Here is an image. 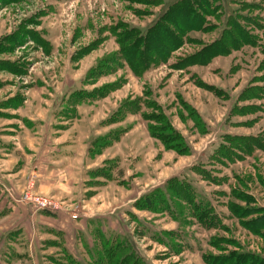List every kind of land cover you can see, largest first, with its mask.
<instances>
[{"label":"rangeland","instance_id":"rangeland-1","mask_svg":"<svg viewBox=\"0 0 264 264\" xmlns=\"http://www.w3.org/2000/svg\"><path fill=\"white\" fill-rule=\"evenodd\" d=\"M177 1L0 0V42L22 37L0 54V167L19 199L64 209L24 205L32 218L72 220L0 228V264L264 262V229L235 214H264V0H210L201 30L182 22L170 55L172 41L139 58L120 50ZM216 43L227 52L187 65ZM83 139L92 168L77 170L79 196L44 193L71 177L48 178L47 155L72 157Z\"/></svg>","mask_w":264,"mask_h":264},{"label":"trees","instance_id":"trees-1","mask_svg":"<svg viewBox=\"0 0 264 264\" xmlns=\"http://www.w3.org/2000/svg\"><path fill=\"white\" fill-rule=\"evenodd\" d=\"M209 2L210 0H179L173 3L165 11L167 13L161 16V19L157 21L154 25H152L148 29L147 33H145V35L138 34L137 36H134L135 31L128 30L124 36L126 37V39H130L131 36H134V40L130 45H125L121 47L120 50L123 52H125L126 50L135 51L139 58L140 56L143 55L142 51L144 47L150 48L151 51L154 50L163 51L166 49V42L172 41L174 44L172 47L168 48L169 50L168 53H166V55H170L178 51L184 45L183 39L180 37V32H182V30L184 29L183 26L184 24L182 22L187 24L188 31L201 30L203 26L204 18L206 17V15H211L210 12L205 11L208 5L211 7ZM201 5L202 7H200ZM21 38L22 37L20 38L7 37V39H5L6 40L5 43L0 42V54L11 52L17 45H19V41L21 40ZM27 38H32L35 40V36H33V34L32 36L28 35ZM42 44L46 45L47 43L43 41ZM218 44L220 45V43H216L214 47L212 46L205 47V49H203L200 54H197L196 56L194 55L193 57H189L190 63H188L187 65H207L213 58L225 54L228 49L227 48L223 49L221 45L220 47L219 46L217 47L216 45ZM141 46L143 49L140 48ZM206 52H210L211 55H209L208 57L205 56L202 57V53L205 54ZM3 64L7 65V67L3 69L10 70L11 66L15 65L16 63L5 62ZM260 210L261 209L253 208V207L247 209L242 208V209H237L235 211V214L238 215L237 217L240 220H242V222L247 228L252 229L255 232H261L259 230L264 229V214L260 215V217L256 218L255 220H251V221L249 220L244 221L243 219L247 217V215L249 214L248 212H251L252 214L263 213L260 212ZM202 217L203 215L199 211V219H202ZM251 256L252 255H247V257H250V259H252ZM210 264H214V263L210 260ZM235 264H238V262ZM262 264H264V262H262Z\"/></svg>","mask_w":264,"mask_h":264},{"label":"crops","instance_id":"crops-1","mask_svg":"<svg viewBox=\"0 0 264 264\" xmlns=\"http://www.w3.org/2000/svg\"><path fill=\"white\" fill-rule=\"evenodd\" d=\"M89 113L93 114V112H89ZM79 135L82 136L85 135V133L81 131ZM84 144H85V139L81 140L79 144L76 143V146H74L75 149H72L73 152L76 153L75 152L76 149ZM61 151L62 149H60V152ZM79 151L80 150L77 149L76 155L74 156L70 155L72 157H68L65 154L59 155L58 158H55L52 155H47V157L49 156V159H51V162L54 164L52 166L50 165L48 166L49 169L48 178L52 176L54 173H59V172H61L60 175H62L63 172H67V174H70L71 177H69L68 181H66V179L65 178L63 179L61 176V180L57 179V183L59 187H53V189H51L49 185L46 183L44 187L45 192L43 191L44 193L52 194L53 192H55V188H58L59 195L66 194L67 198H72V197L75 198L79 196V194H76V190L74 187L75 184H73V181L77 182L76 175L79 174L77 170L81 169L82 171L85 169V171L87 170L88 172L92 168V165L89 164L92 162V160L88 158L87 155H83L85 159L80 158ZM68 160L71 161H69L68 165H66ZM86 164H89L87 168L83 166ZM90 172L91 171H89L88 174ZM12 176L16 177V175L14 174L6 175L0 167V222L2 223L0 228L6 227L10 232H12L13 231L12 228L14 227L19 226L18 228L22 229V226H25L26 232L32 233L31 226L32 224H34L32 220L39 222L37 224L39 228L42 229L43 227L49 230H51V225L53 224H57L56 227L72 224V220L69 217H65L63 215L46 216L43 214H39L36 218H32V216L28 214L29 209L19 202L18 193L14 189L16 187L15 186L16 179H12ZM85 182L86 180L82 179V185ZM71 187H74V189H72ZM86 190H88V188H86ZM78 220H79L78 218H75V221ZM23 233L25 234V232Z\"/></svg>","mask_w":264,"mask_h":264},{"label":"built area","instance_id":"built-area-1","mask_svg":"<svg viewBox=\"0 0 264 264\" xmlns=\"http://www.w3.org/2000/svg\"><path fill=\"white\" fill-rule=\"evenodd\" d=\"M19 202L22 203L23 205L31 206L35 208L37 211L59 212L64 210L61 207H59L57 204H52V202L47 200L46 198L43 199V201L41 199L36 198L34 194L30 196L26 193L19 199Z\"/></svg>","mask_w":264,"mask_h":264}]
</instances>
